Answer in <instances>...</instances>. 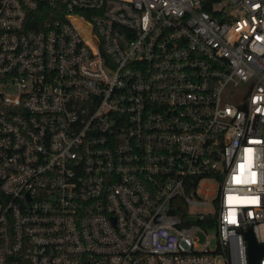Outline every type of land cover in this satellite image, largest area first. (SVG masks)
Here are the masks:
<instances>
[{
	"label": "built area",
	"instance_id": "built-area-1",
	"mask_svg": "<svg viewBox=\"0 0 264 264\" xmlns=\"http://www.w3.org/2000/svg\"><path fill=\"white\" fill-rule=\"evenodd\" d=\"M248 229L264 0H0V264H248Z\"/></svg>",
	"mask_w": 264,
	"mask_h": 264
},
{
	"label": "water",
	"instance_id": "water-1",
	"mask_svg": "<svg viewBox=\"0 0 264 264\" xmlns=\"http://www.w3.org/2000/svg\"><path fill=\"white\" fill-rule=\"evenodd\" d=\"M245 239L247 242L248 264H259L260 257L264 255V244L256 242L251 229H248L245 233Z\"/></svg>",
	"mask_w": 264,
	"mask_h": 264
},
{
	"label": "rangeland",
	"instance_id": "rangeland-1",
	"mask_svg": "<svg viewBox=\"0 0 264 264\" xmlns=\"http://www.w3.org/2000/svg\"><path fill=\"white\" fill-rule=\"evenodd\" d=\"M209 234L211 235V234H213V231L211 230V231H209ZM211 243H212V245H213V239L211 238Z\"/></svg>",
	"mask_w": 264,
	"mask_h": 264
}]
</instances>
